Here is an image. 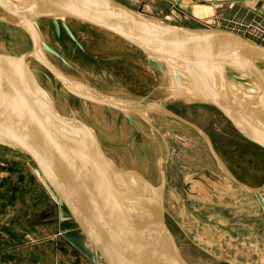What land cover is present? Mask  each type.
<instances>
[{"label":"rangeland","instance_id":"374dc122","mask_svg":"<svg viewBox=\"0 0 264 264\" xmlns=\"http://www.w3.org/2000/svg\"><path fill=\"white\" fill-rule=\"evenodd\" d=\"M11 1L29 12L28 0ZM54 19L36 17L41 47L27 62L61 112L86 122L120 167L161 188L165 221L187 260L264 264V146L246 138L213 102L185 95L193 80L181 70L149 62L110 31L69 16ZM186 26L225 28L264 44L227 26ZM206 34L195 39L209 44ZM32 45L26 22L0 6V51ZM217 71L208 81L203 73L202 83L224 92L235 110L264 112L252 73L231 65ZM29 161L0 143V264H51L58 247L61 257L83 247L80 252L105 264Z\"/></svg>","mask_w":264,"mask_h":264},{"label":"water","instance_id":"95a60500","mask_svg":"<svg viewBox=\"0 0 264 264\" xmlns=\"http://www.w3.org/2000/svg\"><path fill=\"white\" fill-rule=\"evenodd\" d=\"M50 1L52 10L32 14L19 7L11 10L28 22L33 45L19 53L0 51V143L19 150L30 160L36 177L65 206L88 239V244L99 253L105 264H191L176 243L163 211L160 221L139 211L134 197L125 191L126 183L120 176L128 169L120 167L104 151L86 122L56 107L29 67L26 58L37 54L41 47L35 19L40 15H50L56 22V16H69L89 23L136 46L149 62L170 64L175 60L194 66L198 72L209 66L245 62L251 69L248 72L254 75L259 85L255 96L259 103L261 96L264 98V44L225 28L167 23L119 0ZM0 6H5L2 0ZM148 21L175 28H149L144 24ZM219 31L234 38L222 37L207 45H195L189 40L190 36L197 38L198 34H218ZM16 68L19 73L25 69L24 77ZM15 77H18L15 83L6 82V78ZM206 86L209 91L215 90L209 83ZM210 102L216 104L246 138L264 146L263 139L246 132L233 117V112L238 116L247 112L235 110L227 101ZM262 102L264 107V99ZM74 122L91 131V151L109 161L119 172L115 181L100 174L95 163L87 158V150L79 144L80 136L74 135L71 139L68 135L64 126L70 127Z\"/></svg>","mask_w":264,"mask_h":264},{"label":"bare ground","instance_id":"6f19581e","mask_svg":"<svg viewBox=\"0 0 264 264\" xmlns=\"http://www.w3.org/2000/svg\"><path fill=\"white\" fill-rule=\"evenodd\" d=\"M2 3L5 4V6H4L5 8H7V9L9 8L10 12L14 13L11 10L15 9L17 6L11 0H2ZM27 3H28V6L30 8L29 12L31 14L33 12H36V11H43V10L46 11V10H52L53 9L52 3L50 0H28ZM9 9H8V11H9ZM102 9L104 10V8H102ZM106 14L109 15V13H107V11H106ZM15 15L18 18H20L22 21H24L23 17H20V15L18 16V14H15ZM26 23L28 25L27 21H26ZM144 24H146L149 28H153V29L160 28L162 26H165L167 29L175 28L172 25H164V24H160L156 21H153V22L148 21V22H145ZM204 34H206V33H202V35H204ZM205 36H207V38L210 41H213L215 39H221L222 37L234 38L232 35H230V34L227 35L226 33L222 32V31H219L218 34H214V33L212 34L210 32V33H207ZM189 40L195 45L196 44L207 45V44L200 43V41L196 40L194 36H190ZM169 63L172 67L176 68L177 70H181L183 73H185L186 75H188L189 77L192 78L193 83H191V82L188 83V85L184 86V88L182 89V92L185 95H187L188 97H193V98L196 96V97L202 99L203 101H215V100L225 101L224 96H223L224 92L219 91L218 88H216L214 91H209L206 88V83H202V79H201L204 77L203 73H205V75H206V80L216 79L215 75L218 72L217 70H219V69L221 70L223 65L213 66V67L209 66L205 71L199 70L200 72H198L194 66L189 65V64H182V63L175 61V60H171ZM229 65H231L232 67L241 68V69L246 70V71L251 70L249 65L245 62H233V63L231 62ZM29 67H30V65H29ZM20 68H22L21 65H20ZM3 70L6 73L8 72L5 69H3ZM18 70L19 69H17V71ZM24 73H26L25 69L20 70V73L18 71V74H20L23 77H24ZM211 76H212V78H211ZM60 77H62V75ZM207 77H208V79H207ZM216 77H218V75ZM17 79H18V77H17ZM17 79H16V77L11 78V79L6 78V82H8L9 84H11V83L13 84L17 81ZM213 81L212 82L210 81V82L213 83ZM215 81H217V80H215ZM202 85H204V87ZM82 88L83 87H81V89ZM179 90H181V89L179 88ZM263 99L264 98H261V102L263 101ZM131 102L134 104L133 100L130 101V103ZM255 102L257 103V105L262 107L261 102H260L261 105L259 104V102H257V101H255ZM127 103H129V101ZM131 104H130V106H131ZM151 104L152 103H150V105ZM237 106H238V104H237ZM136 110H138V109H136ZM233 117H235V119L240 123V125H242V127L244 128V130L246 132L264 140V112H263V110L255 111V112L253 111L251 113L247 112V114L241 115V116H238L235 112H233ZM62 126H63V124H62ZM64 127L66 128V131L68 132V135H70L71 139H73L72 137H74V135L80 136V137H78L79 142H80L79 144L81 146L83 145L84 149L87 150L88 156H89L87 158L89 160L91 159L93 161V163H95V166H96L98 172L100 174H102L103 176H105L108 180L110 179V181H112V180L115 181L116 178H118L119 172H117V170L113 167V165L109 161L105 160L103 157H100L96 153L91 151V147L89 146V141H90L89 136H91L90 135L91 131L87 127H85V126H83L77 122L71 123L70 127H66V125ZM85 140H88V141H85ZM120 176H122L121 177L122 180L126 183V186H125L126 190L125 191L134 197V201L136 202V205L138 206L139 211L142 212L143 214L150 215L156 221L157 220L160 221L161 220V214H162L161 211H163V201H162V195H161V188L147 182L135 170H127L125 173L121 174Z\"/></svg>","mask_w":264,"mask_h":264},{"label":"crops","instance_id":"0c3cea01","mask_svg":"<svg viewBox=\"0 0 264 264\" xmlns=\"http://www.w3.org/2000/svg\"><path fill=\"white\" fill-rule=\"evenodd\" d=\"M125 1L126 0H122ZM136 3L133 8L167 23L187 25L213 24L230 27L241 33H249L264 41V0H127ZM63 247H65L62 244ZM62 247V248H63ZM85 247H87L85 243ZM70 257L62 256L59 247L51 264H97L81 249ZM91 248V247H90ZM92 249V248H91ZM90 249V250H91ZM64 250V248H63ZM92 252V250H91Z\"/></svg>","mask_w":264,"mask_h":264},{"label":"trees","instance_id":"16d2710c","mask_svg":"<svg viewBox=\"0 0 264 264\" xmlns=\"http://www.w3.org/2000/svg\"><path fill=\"white\" fill-rule=\"evenodd\" d=\"M251 143V142H250ZM256 147H258V145H255ZM260 148V147H259Z\"/></svg>","mask_w":264,"mask_h":264}]
</instances>
